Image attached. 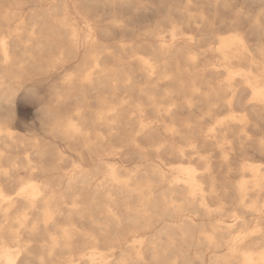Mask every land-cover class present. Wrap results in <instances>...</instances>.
<instances>
[{
    "label": "bare ground",
    "instance_id": "6f19581e",
    "mask_svg": "<svg viewBox=\"0 0 264 264\" xmlns=\"http://www.w3.org/2000/svg\"><path fill=\"white\" fill-rule=\"evenodd\" d=\"M171 1L0 0V264H264V0Z\"/></svg>",
    "mask_w": 264,
    "mask_h": 264
},
{
    "label": "rangeland",
    "instance_id": "374dc122",
    "mask_svg": "<svg viewBox=\"0 0 264 264\" xmlns=\"http://www.w3.org/2000/svg\"><path fill=\"white\" fill-rule=\"evenodd\" d=\"M135 1V0H133ZM137 1H139L140 3H138ZM136 0V3L138 4L137 6H141L142 5L144 8H147V12H146V9H144L143 7H140L139 8H143L142 9H139L138 7L134 8V9H127V10H121L120 8H113V9H109L107 6L101 8V6L97 7L94 11V9H90L89 12H87L88 14H90L91 18L97 20L100 22V25L103 23L104 25H108L107 27L110 28L111 30H109L106 26H104L103 24L101 25L102 29H104V33L107 37H104L106 39H110V41H115L117 38H119L121 35H124V37L128 38V39H133V38H139L141 35L144 34V32L149 28L151 27L154 22H155V18H156V12L153 11V5H154V2H156V0ZM148 1H149V5H148ZM171 1V0H170ZM174 2V3H173ZM173 2L171 1L170 4H171V18H174L172 19L173 21H175L177 24H179L180 26L182 27H187V25L185 24L186 22L183 21V19L181 18V15L179 13V8L183 9V6H184V0H173ZM177 2V3H176ZM179 2V3H178ZM28 8L29 7H32V4L31 2H28ZM247 4V3H246ZM244 4V5H246ZM248 6V4H247ZM34 8V7H33ZM115 10V11H114ZM132 10V11H131ZM139 10V11H138ZM142 10V11H141ZM150 10V11H149ZM101 11V12H100ZM105 11V12H104ZM135 14H134V12ZM174 11V12H173ZM107 12V14H106ZM114 12V13H113ZM129 12V13H127ZM173 12V13H172ZM105 13V14H104ZM119 14V16L117 15ZM127 14V15H125ZM106 15V16H105ZM113 18V17H116L118 19H120L122 22H125V25H126V28L127 30H124V31H118L115 29V27L113 28V26L111 27V24H112V21L113 20L110 16ZM97 16V17H96ZM99 16V17H98ZM101 16V17H100ZM110 18H109V17ZM104 20V21H103ZM107 20V22L105 21ZM111 22H109V21ZM103 21V22H102ZM144 23H143V22ZM102 22V23H101ZM185 22V23H184ZM134 24V25H133ZM142 24V25H141ZM134 26V27H133ZM104 27V28H103ZM106 28V29H105ZM108 29V30H107ZM110 34V35H109ZM112 34V36H111ZM104 35V36H105ZM117 36V37H116ZM119 36V37H118ZM112 39H111V38ZM116 38V39H115ZM24 104H23V103ZM30 103L28 100H22V101H19L17 103L16 106V110L17 112H22L23 114V120L24 122L28 125L30 124L32 121H33V115L30 111V104H29V108L27 107L28 103ZM22 107H21V106ZM24 105V106H23ZM24 107V108H23ZM21 109V110H20ZM25 113V114H24ZM27 114V115H26ZM25 115V116H24ZM30 115V116H29ZM27 116V117H26ZM31 118H32V121H31ZM30 121H29V120ZM130 155H124L123 156V162L124 163H128L130 159ZM130 165H132L133 163H129ZM191 258L192 256L190 255L189 258H186L185 261L186 263H183V264H197L195 261V259H193L191 261ZM190 259V260H189ZM203 259L205 260V262L208 261V257L206 255H203ZM188 261V262H187ZM193 263H191V262ZM182 264V263H180Z\"/></svg>",
    "mask_w": 264,
    "mask_h": 264
}]
</instances>
